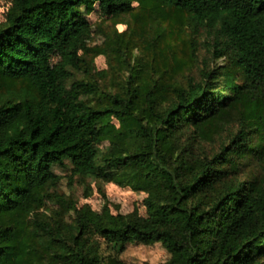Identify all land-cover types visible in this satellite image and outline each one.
Here are the masks:
<instances>
[{
    "label": "trees",
    "instance_id": "obj_1",
    "mask_svg": "<svg viewBox=\"0 0 264 264\" xmlns=\"http://www.w3.org/2000/svg\"><path fill=\"white\" fill-rule=\"evenodd\" d=\"M11 1L0 25V78L24 80L27 87L18 97L0 99V264L31 263L29 215L50 239L44 264H132L102 263L98 237L120 250L160 242L170 255L161 264H264V181L237 172L245 161L264 162V0H149L188 11L225 62L217 70L205 67L201 80L174 86V99L150 107L146 120L136 117L130 95L114 93L96 105L81 97L97 92L93 82L69 84V68L87 65L80 49L90 25L82 7L98 2L102 15L115 16L142 0ZM241 104L253 106V114L217 153H177L179 129L204 134L207 123ZM112 117L136 120L127 129L136 147L115 144L101 163L100 144L115 129ZM66 160L73 175L112 177L140 188L139 178L149 179L162 195L145 198L146 215L74 204L73 221L54 226L38 211L59 179L53 167ZM130 167L137 183L126 178Z\"/></svg>",
    "mask_w": 264,
    "mask_h": 264
},
{
    "label": "rangeland",
    "instance_id": "obj_2",
    "mask_svg": "<svg viewBox=\"0 0 264 264\" xmlns=\"http://www.w3.org/2000/svg\"><path fill=\"white\" fill-rule=\"evenodd\" d=\"M11 0H0V25L4 24ZM83 15L90 25L89 36L80 53L87 65L70 67L73 80L91 81L98 90L94 94H82L96 105L110 101L114 93L130 95L136 117L146 118L150 107L164 108L174 99V86H187L190 79L201 80L203 69L217 70L224 58H216L210 47L211 36L206 27L196 22L185 10L173 6H157L153 1H135L128 12L115 16L102 15L98 2ZM58 56H54L55 63ZM0 99L18 97L27 82L0 78ZM223 89L222 93H226ZM253 114V106L241 104L230 109L226 117L207 123L204 134L193 127L179 129L175 136L177 153L187 155L189 149L195 157L212 156L226 145L235 131L243 124L247 114ZM115 125L110 137L100 144L98 157L103 163L105 153L113 146L132 150L136 141L127 131L137 124L133 117H112ZM254 144H258L254 137ZM72 163L66 160L64 167L54 166L59 175L56 184L46 191L45 204L39 209V217L56 226L72 222L77 207L88 206L95 211L108 209L112 213L138 212L146 215L145 198L161 196L162 187L155 181L139 178L143 187L119 184L112 177L72 174ZM125 172V171H123ZM240 178H256L264 181V162L245 161L238 170ZM127 179L137 183L134 167L126 171ZM139 176V175H137ZM33 215L26 219L25 236L31 243V263L44 264L50 255V239L43 236L33 224ZM101 242L99 258L102 263L119 260L132 264H161L169 258V252L160 242L151 244L129 243L124 250Z\"/></svg>",
    "mask_w": 264,
    "mask_h": 264
}]
</instances>
